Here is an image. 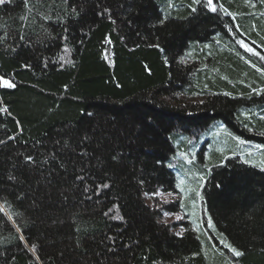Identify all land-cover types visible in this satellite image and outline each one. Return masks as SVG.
<instances>
[{"label": "trees", "instance_id": "trees-1", "mask_svg": "<svg viewBox=\"0 0 264 264\" xmlns=\"http://www.w3.org/2000/svg\"><path fill=\"white\" fill-rule=\"evenodd\" d=\"M205 3L0 4V264H264V0Z\"/></svg>", "mask_w": 264, "mask_h": 264}, {"label": "rangeland", "instance_id": "rangeland-1", "mask_svg": "<svg viewBox=\"0 0 264 264\" xmlns=\"http://www.w3.org/2000/svg\"><path fill=\"white\" fill-rule=\"evenodd\" d=\"M213 5H214V3H213ZM245 44H247V43H245ZM247 45H248V47H252L250 44H247ZM252 49L254 51H256L253 47H252ZM0 87H4V86H0ZM212 125H215V124H209V126L206 129H208L210 131H214V129H213L214 127ZM206 132L207 131H204V127H202V130H200V134L192 137L193 141H194V143H192V144H193V146L196 147L195 148V154L192 153L191 157L190 156L188 157L185 155L179 156L177 154L175 157L172 158L171 163H172V166L174 168H176V171L182 163H188L189 162L191 164V162H192L191 158L195 161H199V162L202 161L203 163L206 160V158L209 159V155L206 156L208 153V149H207V153L205 154L206 150H204V148L208 147L210 149V147L212 146V144L215 141L212 142L211 140H209V136L207 135ZM217 137L218 136L216 135V137L212 138V139L215 140ZM238 140L239 139H237V141H236L237 147H238V144L240 143V142H238ZM176 145H178V144L176 143ZM240 146H243L245 148V145H240ZM234 147H236V145H234ZM199 151H202V152H199ZM204 157H206V158H204ZM191 165L193 166V164H191ZM184 166H185V164H184ZM184 182H186L185 179L182 176H180L179 182H178L180 193H178L177 195L180 198L181 206L179 207V209L177 211L164 209L163 211L169 214L167 216L164 215V218L167 220H181V218L184 219V213H186L188 211V209H190V210H192V214L190 215V217L193 219L194 224H196V226H199V223L197 221V214H196L197 212L196 211L194 212L195 207L189 204V199H188V196L190 193L189 188H186V187L183 188ZM173 195H174V193H173ZM174 196H176V195H174ZM174 196L169 195V194H161L158 196V201L154 200V204L169 203V202L174 200V198H175ZM165 201H167V202H165ZM149 203H150V201H149ZM177 212L179 214H177ZM177 217H179V219H177Z\"/></svg>", "mask_w": 264, "mask_h": 264}, {"label": "snow or ice", "instance_id": "snow-or-ice-1", "mask_svg": "<svg viewBox=\"0 0 264 264\" xmlns=\"http://www.w3.org/2000/svg\"><path fill=\"white\" fill-rule=\"evenodd\" d=\"M3 3H5V0H0V4H3ZM67 3H68V0H65V4H67ZM194 3H201V0H194ZM24 4H25L26 7H28L29 0H24ZM169 6H171V5H169ZM205 6L210 8L213 12L217 11L216 6L213 5V0H206ZM192 10L196 11L195 8H193ZM72 11L75 13L76 12L75 8H73ZM105 11H107V9ZM225 11H227V10L225 9ZM76 14L78 15V13H76ZM45 19H47V17H45ZM160 23H163V21H160ZM238 43H240L243 47H245L247 49V51H249V52H253L254 51L251 47H248V45L245 44L243 41H238ZM254 54L259 55L258 53H254ZM261 58L264 59V57H261ZM0 86H4V87H7V88H14L15 84L12 81H10L9 79H5L4 77L0 76ZM254 91L257 92V94H259V92L257 90H254ZM5 110L6 109L0 108V111H5ZM261 118L264 119V117H261ZM0 143H3V141H0ZM26 160L31 161L32 157L31 156H27ZM246 162H248V161H246ZM260 165H261L262 168H264V161H261ZM10 179H12V177H10ZM102 187L107 188L108 185L104 184V185H102ZM145 195L158 196V195H161V193H160L159 190H157L154 193H151V194L146 193ZM169 195H171V193ZM165 202H167V201H165ZM165 215L167 216L169 214L165 213ZM115 218L116 219H122V217H119V216H117ZM177 219H179V217H177ZM209 227H212V224H211L210 221H209ZM221 243H223L224 247L227 248L235 257H240L241 255H243V253L240 250H238L237 248L233 247L231 244H228V243H226L224 241H221Z\"/></svg>", "mask_w": 264, "mask_h": 264}]
</instances>
